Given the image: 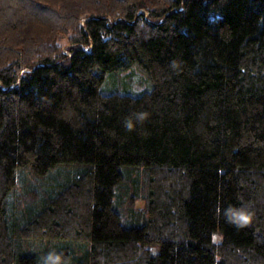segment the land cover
I'll return each mask as SVG.
<instances>
[{"label": "trees", "instance_id": "trees-1", "mask_svg": "<svg viewBox=\"0 0 264 264\" xmlns=\"http://www.w3.org/2000/svg\"><path fill=\"white\" fill-rule=\"evenodd\" d=\"M133 68L148 89L102 88ZM137 111L149 117L129 131ZM29 168L72 172L12 210ZM134 174L146 204L128 224ZM229 204L253 224L227 223ZM52 250L68 264H264V0H0V264Z\"/></svg>", "mask_w": 264, "mask_h": 264}, {"label": "rangeland", "instance_id": "rangeland-1", "mask_svg": "<svg viewBox=\"0 0 264 264\" xmlns=\"http://www.w3.org/2000/svg\"><path fill=\"white\" fill-rule=\"evenodd\" d=\"M147 12V10L141 9L139 12ZM148 17V13L145 15ZM62 45L64 51L68 52V47L72 45L66 37L61 38L59 41ZM30 69H23L24 71H29ZM113 75V74H112ZM107 78V79H106ZM106 81H104L102 88L106 91L117 90L119 92H129L132 94H139L141 91L148 89L150 82L143 71L138 68L126 69L121 73H115L113 76H106ZM72 172L71 169L58 168L50 174L49 182L42 181L40 177L35 176L32 170L29 168L27 172L19 173L16 191L13 192L10 200V209L16 210L19 207L20 211L24 213H30L29 209H32L34 206H38L39 201L42 199L40 192L42 189H45V185L50 184V186H58L57 183L60 181L61 184L66 180L67 172ZM59 176L58 178H55ZM64 176V177H63ZM66 176V177H65ZM134 177V178H133ZM54 180V181H53ZM126 185L129 188L128 195H124L123 199L125 200L124 212L127 213L128 219L126 218V223L137 224V221L134 219L136 212L141 209H145L146 204V180L145 177L142 180L140 186L136 185L135 174L129 176L125 181ZM54 188V187H53ZM30 191V193H29ZM27 193V194H26ZM132 215V216H131ZM140 222L139 224H141ZM216 239V238H215ZM219 239V238H217ZM32 241L25 242L24 245L27 246L30 251H34L35 248H40L41 250L52 249V246H48L46 243L36 241L33 245ZM57 245H55L56 247ZM52 247V248H51ZM56 249V248H55Z\"/></svg>", "mask_w": 264, "mask_h": 264}, {"label": "clouds", "instance_id": "clouds-1", "mask_svg": "<svg viewBox=\"0 0 264 264\" xmlns=\"http://www.w3.org/2000/svg\"><path fill=\"white\" fill-rule=\"evenodd\" d=\"M175 66V62H173ZM149 113L146 111H137L124 120V127L129 131L135 130L137 122H144L148 119ZM223 218L237 228H245L253 224L256 213L250 205H234L229 204L227 207L220 209ZM43 264H68V258L56 250L49 251L43 257Z\"/></svg>", "mask_w": 264, "mask_h": 264}]
</instances>
